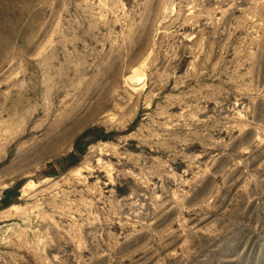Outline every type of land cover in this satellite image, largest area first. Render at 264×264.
Returning <instances> with one entry per match:
<instances>
[{"label": "rangeland", "instance_id": "rangeland-1", "mask_svg": "<svg viewBox=\"0 0 264 264\" xmlns=\"http://www.w3.org/2000/svg\"><path fill=\"white\" fill-rule=\"evenodd\" d=\"M14 188L0 264H264V0H0Z\"/></svg>", "mask_w": 264, "mask_h": 264}, {"label": "trees", "instance_id": "trees-1", "mask_svg": "<svg viewBox=\"0 0 264 264\" xmlns=\"http://www.w3.org/2000/svg\"><path fill=\"white\" fill-rule=\"evenodd\" d=\"M89 131L88 132H85L83 133L78 139L77 141L75 142V145H74V150L79 153V154H82L83 152V149H79V143L81 142V139H83L84 137H86L88 135ZM107 136L105 137H102L101 139L102 140H107ZM88 144H90V142L86 143V145L84 146H87ZM18 196V192H17V189L14 188V190H11V191H7L3 194V197L0 199V211H2L3 209L9 207L12 203H13V199H15L16 197Z\"/></svg>", "mask_w": 264, "mask_h": 264}, {"label": "bare ground", "instance_id": "bare-ground-1", "mask_svg": "<svg viewBox=\"0 0 264 264\" xmlns=\"http://www.w3.org/2000/svg\"><path fill=\"white\" fill-rule=\"evenodd\" d=\"M133 79H134V81H137V82H138V85L141 83V80H139L138 77H134V78H132V76H129V77H128V81H133ZM135 79H136V80H135Z\"/></svg>", "mask_w": 264, "mask_h": 264}]
</instances>
